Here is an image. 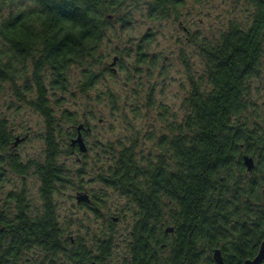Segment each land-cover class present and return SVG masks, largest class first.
I'll return each mask as SVG.
<instances>
[{
  "label": "trees",
  "instance_id": "16d2710c",
  "mask_svg": "<svg viewBox=\"0 0 264 264\" xmlns=\"http://www.w3.org/2000/svg\"><path fill=\"white\" fill-rule=\"evenodd\" d=\"M234 1L244 16L187 40L197 62L184 54L187 86L178 111L158 102L153 130L138 125L133 95L129 101L128 94L96 88L105 72L114 75L107 48L120 70L129 54L117 43L116 25L120 32L128 27L140 3V15L159 23L185 0H0V93L13 88L44 122L42 156L22 158L14 145L25 137L17 139L0 112V183L5 168L39 183V202L23 186L0 189V264H216V249L224 264H242L256 255L264 240V90L256 89L264 79V0ZM147 36L135 45V71L154 62ZM72 67L80 68V97L107 107L112 117L122 113L123 136L101 134L96 144L85 143L89 120L63 103L72 95ZM132 80L126 72L123 86ZM152 89L149 84L145 108L153 105ZM79 132L84 152L72 145ZM94 147V179L124 202L110 205L94 191L77 192L89 199L75 196L77 205L95 218L82 233L56 195L66 186L84 190L85 171L69 157L81 155L83 165ZM122 221L126 227L117 228Z\"/></svg>",
  "mask_w": 264,
  "mask_h": 264
},
{
  "label": "rangeland",
  "instance_id": "374dc122",
  "mask_svg": "<svg viewBox=\"0 0 264 264\" xmlns=\"http://www.w3.org/2000/svg\"><path fill=\"white\" fill-rule=\"evenodd\" d=\"M134 10L132 11V22L128 27H125L120 32L119 26L116 25L118 33L117 43L120 49L124 48L129 53L123 61V68L120 70L118 64L114 63L117 62L116 59H113L117 57V54L108 47L107 51H109L110 55L105 58V61L112 64L110 67L114 68V75L105 72L102 80L97 84L96 91L101 93L106 88H112L120 96L128 94L129 101L133 95L135 103L139 106L137 114L141 119L137 118L138 125L141 128L149 127V129L151 128L150 125H152V129L155 130L159 126L158 102L166 103L172 110L178 111L180 100L187 86L186 69L182 60L184 54L190 61L197 62L195 57L189 55L188 50L190 48L188 49L186 46L189 37L191 35L199 36L202 32L209 34L208 32L223 26L228 18L241 17L247 12L242 3L234 0H185L184 3L177 6L176 15L172 14L158 23L148 20L145 15H140L145 10L143 3L138 5L136 11H139V13ZM146 33L149 39L152 38L150 40V50L156 54L153 59L154 62L153 64L150 62L139 64L140 68L135 71L133 69L135 45L138 39ZM126 72L133 74V80L127 87L123 86ZM79 77L80 68L72 67L68 84L72 95H65L63 103L64 106L71 110H78L80 115L84 114L89 120L90 131L88 136H84L85 143L90 146L96 144L95 140L101 134L109 139L123 136L127 132V125L122 113L119 112L112 117L107 107L100 104L97 105L94 99L88 103L80 97L77 88ZM256 83H253L254 88ZM149 84H152L153 88L150 97L153 105L151 108H145L144 100ZM256 89H260V92H263L264 79H262V84H259ZM90 96L92 99L93 96L91 94ZM123 111H128V108H124ZM0 112L14 127V136L17 139L25 137L24 140H17L18 142L14 145L15 152L22 158L31 157L37 159L42 156L44 149V122L40 114L15 94L14 89L11 87L5 88L0 93ZM125 113L129 121L135 124L132 114L130 112ZM95 150L96 147L87 153L84 159L85 164L83 165L80 160V158L82 159L81 155L73 154L69 157V159L77 161V163H73L74 167H82L81 170L85 171V174H82L84 190H76L74 187L66 186L61 188V194L56 195L60 210L70 214L73 230L77 229L82 233L85 225L89 223L86 220L92 221L95 218L90 216L89 211H86L87 209L77 205L75 200L77 192L84 191L89 194L90 191H94L110 205H122V202H124V198L119 196L117 192L111 188H105L94 179L95 165L97 164ZM4 174L7 179L0 183V189L3 188L5 191L9 189L19 190L23 186L28 192L30 201L39 202V183L34 175L28 173L20 176L14 174L8 168H5ZM111 212H115L113 207H111ZM97 222L96 226L103 225L102 219H97ZM116 227L119 229L125 228V221L120 222Z\"/></svg>",
  "mask_w": 264,
  "mask_h": 264
},
{
  "label": "water",
  "instance_id": "95a60500",
  "mask_svg": "<svg viewBox=\"0 0 264 264\" xmlns=\"http://www.w3.org/2000/svg\"><path fill=\"white\" fill-rule=\"evenodd\" d=\"M80 127H81V125H80ZM74 144L78 145V148L81 152H84L86 150V147H85V144L83 142V139L81 137L80 132L78 133L77 137L72 140V145H74ZM243 162H244V165L246 166V168L248 170H252V168L254 167V162H253L252 157L245 155L243 157ZM76 199H77V202H88L89 201V199L85 193H78L76 195ZM213 258H214L216 264H224L219 250L216 249L214 251ZM263 259H264V240L260 243V246H259V249H258L256 255L251 259H246L245 261H243L242 264H261ZM84 264H96V263L90 262V263H84Z\"/></svg>",
  "mask_w": 264,
  "mask_h": 264
}]
</instances>
